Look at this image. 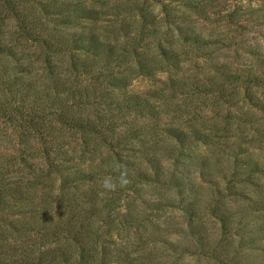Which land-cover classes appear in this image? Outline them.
I'll use <instances>...</instances> for the list:
<instances>
[{"label": "rangeland", "instance_id": "374dc122", "mask_svg": "<svg viewBox=\"0 0 264 264\" xmlns=\"http://www.w3.org/2000/svg\"><path fill=\"white\" fill-rule=\"evenodd\" d=\"M0 228L18 261L264 264V0H0Z\"/></svg>", "mask_w": 264, "mask_h": 264}, {"label": "trees", "instance_id": "16d2710c", "mask_svg": "<svg viewBox=\"0 0 264 264\" xmlns=\"http://www.w3.org/2000/svg\"><path fill=\"white\" fill-rule=\"evenodd\" d=\"M113 79L114 80H118V77L114 76ZM80 124H81V128L83 130L85 128H93V127H95L93 129L94 133H100V131H101V128L98 130L97 129V125H94L90 120L81 121ZM75 175L78 176V177H79V175H82V176H80V178L75 177L74 181L77 182V183H78L79 179H84V176H86L85 174H79L78 175V173H76ZM65 188H66V185H64V189ZM67 194H68V192L66 190V193H64L62 195V200H65L67 198ZM10 227L12 228L11 230L13 231V230H15L16 225L11 224ZM83 227L84 226H79V227L74 226L73 230H71V232L73 233L72 237L77 243H80L81 240L83 241L82 236L84 235V232H85V230H83ZM7 230L8 229H6V228H3V229L0 228V231L2 232V235H5L4 237H2V235H0V237L3 238L2 241H4V239H6V238H9V236L7 234ZM17 232L21 234V230L20 229H18ZM4 246H5V249L2 250V254H0V264H43V261H48V264H52L54 262V260H48V258L44 259V257H41L40 259H38L39 262H36L37 258H32L31 260L30 259H24V260H21V261H18L16 259L14 260V258H11V257H12L13 251H15V248L12 247L10 244H5ZM70 247H68L67 250H70ZM77 247H80L79 256H81V259H82V261H80L79 264H88L89 262L92 264L93 262L96 261V258H97L96 256L98 255V251L97 250H95V254H91L90 250L87 249L86 247H81L79 245H77ZM64 253L65 252H63V254ZM86 255H87V257H86ZM85 259H86V261H85ZM99 259H100V257H99Z\"/></svg>", "mask_w": 264, "mask_h": 264}, {"label": "clouds", "instance_id": "9594fccd", "mask_svg": "<svg viewBox=\"0 0 264 264\" xmlns=\"http://www.w3.org/2000/svg\"><path fill=\"white\" fill-rule=\"evenodd\" d=\"M128 183L129 181L127 178V172L120 170L118 177H113L111 175L104 176L99 181V186L105 193H111L114 192L118 187L123 188Z\"/></svg>", "mask_w": 264, "mask_h": 264}]
</instances>
